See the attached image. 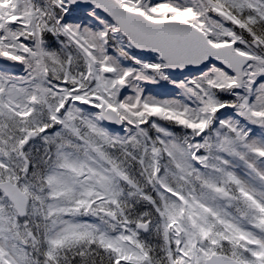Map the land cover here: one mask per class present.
Returning a JSON list of instances; mask_svg holds the SVG:
<instances>
[{"label":"snow or ice","instance_id":"1","mask_svg":"<svg viewBox=\"0 0 264 264\" xmlns=\"http://www.w3.org/2000/svg\"><path fill=\"white\" fill-rule=\"evenodd\" d=\"M0 264H264V0H0Z\"/></svg>","mask_w":264,"mask_h":264},{"label":"rangeland","instance_id":"2","mask_svg":"<svg viewBox=\"0 0 264 264\" xmlns=\"http://www.w3.org/2000/svg\"><path fill=\"white\" fill-rule=\"evenodd\" d=\"M149 87H151V86H149Z\"/></svg>","mask_w":264,"mask_h":264}]
</instances>
